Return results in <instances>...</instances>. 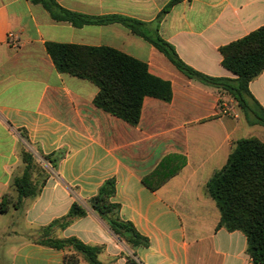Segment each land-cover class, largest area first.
<instances>
[{"label":"crops","instance_id":"crops-1","mask_svg":"<svg viewBox=\"0 0 264 264\" xmlns=\"http://www.w3.org/2000/svg\"><path fill=\"white\" fill-rule=\"evenodd\" d=\"M171 1L58 3L92 18L138 21L139 30L162 37L196 71L234 79L222 65L221 48L264 26V0H180L158 21ZM48 43L124 53L170 82L173 99L145 98L140 123L133 127L95 106L96 85L58 72ZM249 89L264 109V72ZM251 137L264 142V127L249 125L229 95L188 79L122 24L75 27L53 20L29 0H0V203L8 197L11 204L9 212L0 214V222L5 221L0 236L27 237L12 243L10 264H64L65 251L39 245L36 237L74 203L88 215L56 230L55 236L104 247L99 256L104 264H125L127 256L141 264H252L247 237L218 228L221 215L206 192L235 143ZM24 149L43 161L47 174L40 195L17 209L13 181L24 173ZM53 154L62 156L56 169L42 158ZM165 159L167 171L181 170L153 192L143 179ZM109 179L116 180L112 201L120 205L121 220L131 222L149 240L148 247L132 249L119 241L90 209L89 200Z\"/></svg>","mask_w":264,"mask_h":264},{"label":"trees","instance_id":"trees-1","mask_svg":"<svg viewBox=\"0 0 264 264\" xmlns=\"http://www.w3.org/2000/svg\"><path fill=\"white\" fill-rule=\"evenodd\" d=\"M42 6L58 22H69L75 27L87 24L120 23L133 33L143 37L160 51L188 79L229 95L237 103L247 123L264 127V109L253 97L249 85L264 72V26L248 36L223 48L222 65L234 79L215 78L188 66L175 48L159 35L148 36L139 30L142 23L122 16L92 18L63 8L58 0H29ZM173 0L158 16L161 21L179 2ZM47 52L58 72L87 80L99 88L95 106L136 127L141 120L145 98L151 97L170 103L173 99L171 83L150 73L144 62L138 61L115 49L86 47L73 44L48 43ZM61 155H42L53 169ZM166 159L143 179V184L155 192L180 170L167 171ZM24 173L13 181L17 193L14 208H21L27 199L40 195L47 171L29 151H22ZM185 164V158H183ZM182 164V165H183ZM181 165V166H182ZM37 175L38 180L34 179ZM42 179V180H41ZM207 194L215 201L221 218L218 228L229 232H242L247 237V252L252 264H264V142L256 137L241 139L234 145L227 164L215 172L206 185ZM116 195V180L109 179L89 200L92 211L109 226L119 241L132 249L148 247L150 242L138 233L131 222L120 218V205L112 200ZM10 199L0 203V214L10 210ZM88 215L86 208L74 203L69 213L43 228L36 243L65 251L64 264H104L99 260L104 247L84 244L76 238L59 239L58 229H64L75 220ZM125 264H141L127 256Z\"/></svg>","mask_w":264,"mask_h":264},{"label":"rangeland","instance_id":"rangeland-1","mask_svg":"<svg viewBox=\"0 0 264 264\" xmlns=\"http://www.w3.org/2000/svg\"><path fill=\"white\" fill-rule=\"evenodd\" d=\"M203 85V84H202ZM43 164V161H41ZM42 180V179H41ZM5 222V221H4ZM4 222H0V225L2 228L4 227ZM9 222V221H6ZM2 223V224H1ZM16 227H12V231H14ZM11 231V232H12ZM27 238L25 235L23 236H17L13 233L11 234H5L4 236H0V264H10L11 254H12V243L15 240H25Z\"/></svg>","mask_w":264,"mask_h":264}]
</instances>
